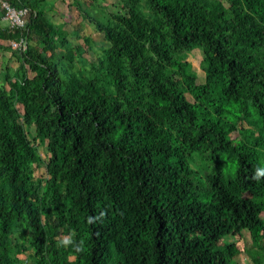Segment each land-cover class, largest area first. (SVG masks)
Wrapping results in <instances>:
<instances>
[{"label": "trees", "instance_id": "trees-1", "mask_svg": "<svg viewBox=\"0 0 264 264\" xmlns=\"http://www.w3.org/2000/svg\"><path fill=\"white\" fill-rule=\"evenodd\" d=\"M241 1L250 13L244 20L264 12V0ZM149 2L166 33L135 14L117 17L123 30L116 35L95 26L116 56L129 59L133 73L148 79L156 100L149 109L153 119L128 100L98 95L95 81L65 84L54 66L31 61L39 79L24 114L35 117L37 134L48 139L47 210L37 207V188L27 174L38 157L24 132L14 128L0 92V264H15L9 237L18 223L30 231L33 264H234L236 249L218 247L228 233L247 231L252 245L258 231L264 235V175L254 178L264 169L254 148L226 139L231 126L218 115L221 106L235 105L241 121L264 120V65L247 56L264 46V31L236 24V13L228 21L221 12L219 21L209 22L196 0ZM238 36L250 44L233 43ZM138 41L148 42L169 66L166 43L175 52L193 44L201 48L208 62L205 83L198 87L192 77L187 83L195 104L177 89L167 67L135 65L143 52ZM179 76L188 78L182 67ZM201 108L217 117L204 116ZM201 146L215 163L207 189L196 192L184 157ZM217 151L226 156L224 168ZM61 234L74 235L66 248L55 239Z\"/></svg>", "mask_w": 264, "mask_h": 264}, {"label": "rangeland", "instance_id": "rangeland-1", "mask_svg": "<svg viewBox=\"0 0 264 264\" xmlns=\"http://www.w3.org/2000/svg\"><path fill=\"white\" fill-rule=\"evenodd\" d=\"M14 8H27L29 14L24 19V27L15 29L5 21L0 9V92L12 110L14 128H20L34 149L38 160L28 166V178L30 183L37 188V207H45L49 193L46 188L49 184V175L46 165L51 157L48 148V139L39 136L36 132L35 117L26 118L25 106L36 95L39 73L34 69L32 62L40 60L54 66L59 77L65 84L73 80L83 82H96L97 94L106 98L120 97L129 101L134 108L144 111L151 119L150 110L156 105V100L151 90L148 79L139 73H133L129 59L116 56L112 43L107 40L104 33L96 29L95 23L108 28L113 35L119 34L123 27L117 22V17L130 18L133 14L148 21L153 28L166 33L167 28L162 18L150 6L149 0H6ZM203 4L207 12L209 22L219 21V14L224 13V20H231L234 14L240 19L236 24L246 29L255 28L264 31V12L260 17L254 16L251 20H244L246 14H250L241 0H196ZM22 5V6H20ZM29 26V28H28ZM254 37V36H253ZM24 48L13 49L11 42L20 40ZM258 38H254V42ZM242 41V46L250 44L249 40L237 37L233 41ZM238 43V46L241 45ZM138 51L135 65L141 64L145 68L162 69L167 67V72L175 81L177 89L185 96L190 104L196 100L189 92L187 83L193 78L198 87L205 83V71L208 62L201 48L193 44L183 51L175 52L172 46L166 43L167 51L172 66L161 60L154 53L148 42L138 41ZM247 56L255 57L264 65V46L257 50H248ZM134 66V63H133ZM185 74L180 75V68ZM120 73L121 92L115 83L116 75ZM187 79V80H186ZM123 90V91H122ZM214 104L213 101H208ZM220 118L230 124L231 130L226 139L232 144L249 145L258 154L260 166L264 169V120L262 118H248L240 120V114L235 105L221 106ZM204 116L217 117L214 110L203 112ZM198 112V111H197ZM210 112V113H209ZM200 117V113L198 112ZM186 147V146H185ZM210 150V149H209ZM206 147L201 146L188 152L185 156L187 170L190 173L189 180L196 192L207 189L206 179L212 171L215 163ZM57 153L62 156L64 147L56 146ZM220 154V155H219ZM218 160L224 168L226 156L219 151ZM171 163L172 160L170 159ZM264 219V214H263ZM42 221L45 219L42 217ZM260 238L256 245H252L250 234L247 231L241 233H228L219 243L218 247L233 246L237 254L234 264H264V235L258 231ZM74 235L61 234L56 241L66 248L73 240ZM10 243L13 245V260L15 264H33L34 249L30 239V231L24 225L18 223L10 234ZM256 255L255 260L251 257ZM66 259L74 262L75 255L68 254Z\"/></svg>", "mask_w": 264, "mask_h": 264}, {"label": "built area", "instance_id": "built-area-1", "mask_svg": "<svg viewBox=\"0 0 264 264\" xmlns=\"http://www.w3.org/2000/svg\"><path fill=\"white\" fill-rule=\"evenodd\" d=\"M0 9L3 12L5 21L9 23V26L15 29H21L24 27V19L29 14L27 8H14L6 0H0ZM24 43L20 40H13L11 46L13 49L20 50L24 48Z\"/></svg>", "mask_w": 264, "mask_h": 264}, {"label": "clouds", "instance_id": "clouds-1", "mask_svg": "<svg viewBox=\"0 0 264 264\" xmlns=\"http://www.w3.org/2000/svg\"><path fill=\"white\" fill-rule=\"evenodd\" d=\"M261 175H264V171H258L256 177L254 178H259Z\"/></svg>", "mask_w": 264, "mask_h": 264}]
</instances>
